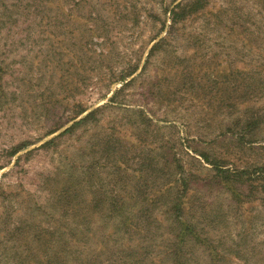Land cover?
<instances>
[{
  "label": "rangeland",
  "instance_id": "374dc122",
  "mask_svg": "<svg viewBox=\"0 0 264 264\" xmlns=\"http://www.w3.org/2000/svg\"><path fill=\"white\" fill-rule=\"evenodd\" d=\"M177 1L0 0V264H264V15Z\"/></svg>",
  "mask_w": 264,
  "mask_h": 264
},
{
  "label": "trees",
  "instance_id": "16d2710c",
  "mask_svg": "<svg viewBox=\"0 0 264 264\" xmlns=\"http://www.w3.org/2000/svg\"><path fill=\"white\" fill-rule=\"evenodd\" d=\"M174 2L177 0H173ZM208 0H178L175 4H173V6L169 9H167L169 15H170V29L171 30H167L166 31V35H172L173 37V31L174 33H177V28H175L174 26L177 25L178 23H180L181 21L186 20L189 17H197L198 15H202L203 20L205 21V23L208 25H221L222 22H224L223 19L227 18L229 15H231V23L229 26L227 25H223L225 28V30L231 33L236 34L237 30L240 33H246L247 32V20H249V15H246L245 13H240L238 6L235 5L233 3L232 0H227L229 1V5L228 6H220L219 8H217L214 11L211 10H206V3ZM257 2L259 3V14H263L264 15V0H257ZM239 12V13H238ZM205 16V17H204ZM194 19V18H193ZM173 24V25H172ZM246 35V34H245ZM166 40V37H161L159 38L152 46H151V50H154L158 44L160 42H164ZM125 79H121V81L123 82ZM110 101H113V99L111 98ZM84 110H82L80 113H82ZM95 111L91 110L89 112H87L83 117L79 118L78 120L74 121L69 127L65 128L62 133H67L70 130H72L76 125H79L81 123H84L88 118H91L93 116ZM53 138L49 139L48 141H46L45 143H42L40 146H45V145H50L53 143ZM39 146V147H40ZM17 151H13L12 154H14ZM202 158L206 161H209L208 158L206 157V155L202 154L201 155ZM211 164H213L214 169L217 171V173H219L220 177L225 180L226 182L231 181V176L228 173V170H226L225 168H222V166L216 162H211ZM254 172H257V175L259 178H261L262 183L260 185V192H261V196H262V200L264 201V167H257ZM177 190H182V192L184 193L186 191V180L183 179V182H179V181H175ZM179 195V199L176 198V201H174L171 204V211H173L174 214V222H179L181 223L180 225L184 224L183 220L180 219V215L182 214V206L179 204V200H180V194ZM52 229V228H51ZM184 230H178L176 233H174V238L171 240L173 241L174 245L173 249L175 250V254L176 252H179V249H176V245H179V243L182 241V239L184 240V235L186 232H190L191 231V235L195 236V232L194 230H192V227L190 225H187L185 228H183ZM53 231H43V234L38 233V235L40 234L41 239H48L50 237V233L54 234V229H52ZM57 237V239H60L62 234L57 232L56 235H54ZM197 236V235H196ZM47 245V244H46ZM64 245H67V241H64Z\"/></svg>",
  "mask_w": 264,
  "mask_h": 264
}]
</instances>
